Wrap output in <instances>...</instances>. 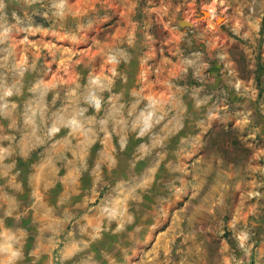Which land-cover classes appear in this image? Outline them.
Here are the masks:
<instances>
[{
  "label": "rangeland",
  "instance_id": "374dc122",
  "mask_svg": "<svg viewBox=\"0 0 264 264\" xmlns=\"http://www.w3.org/2000/svg\"><path fill=\"white\" fill-rule=\"evenodd\" d=\"M0 264H264V0H0Z\"/></svg>",
  "mask_w": 264,
  "mask_h": 264
},
{
  "label": "water",
  "instance_id": "95a60500",
  "mask_svg": "<svg viewBox=\"0 0 264 264\" xmlns=\"http://www.w3.org/2000/svg\"><path fill=\"white\" fill-rule=\"evenodd\" d=\"M183 24H187L186 22H180V24L179 25H183Z\"/></svg>",
  "mask_w": 264,
  "mask_h": 264
}]
</instances>
